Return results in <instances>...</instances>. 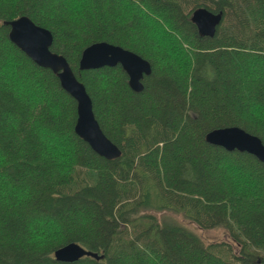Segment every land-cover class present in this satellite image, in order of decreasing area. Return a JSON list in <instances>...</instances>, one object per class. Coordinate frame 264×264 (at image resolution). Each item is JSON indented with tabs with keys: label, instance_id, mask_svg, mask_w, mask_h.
<instances>
[{
	"label": "trees",
	"instance_id": "1",
	"mask_svg": "<svg viewBox=\"0 0 264 264\" xmlns=\"http://www.w3.org/2000/svg\"><path fill=\"white\" fill-rule=\"evenodd\" d=\"M0 0V264H264V165L204 141L237 126L264 144V0ZM221 12L200 36L193 9ZM51 33L120 151L73 131L75 101L7 38L19 17ZM98 41L150 65L133 92L119 65L78 70ZM223 228L204 244L152 212ZM69 242L96 253L59 262Z\"/></svg>",
	"mask_w": 264,
	"mask_h": 264
},
{
	"label": "water",
	"instance_id": "2",
	"mask_svg": "<svg viewBox=\"0 0 264 264\" xmlns=\"http://www.w3.org/2000/svg\"><path fill=\"white\" fill-rule=\"evenodd\" d=\"M222 14L204 8L193 9L189 21L198 35L212 37L221 22ZM8 28L7 38L36 65L49 69L59 86L75 101L74 133L97 155L110 160L120 151L100 129L91 107V100L83 84L75 77L66 59L50 50L51 33L34 25L28 18L19 17L3 22ZM119 65L127 77V86L133 92L142 90V78L150 73L149 63L132 51L105 41L85 46L79 55L78 70L97 69ZM204 141L226 151L236 150L252 155L264 165V144L261 140L237 126L214 128L206 132ZM82 256L98 258L77 243L69 242L53 251L59 262H73Z\"/></svg>",
	"mask_w": 264,
	"mask_h": 264
},
{
	"label": "rangeland",
	"instance_id": "3",
	"mask_svg": "<svg viewBox=\"0 0 264 264\" xmlns=\"http://www.w3.org/2000/svg\"><path fill=\"white\" fill-rule=\"evenodd\" d=\"M60 2L62 4H65V5L68 4L70 6V5H73L72 3H74V0H59V2L56 1L55 3L58 4ZM152 213L158 220H161L164 222L177 223L178 225L185 227L190 232H192L198 239H200V241L204 244L214 243V242H225L234 248V245L231 243V239H230L228 232L224 230L223 228L218 227V228H212V229H202V228H199L197 225H195L193 222L183 218L180 214H177L169 210H163V211L152 212Z\"/></svg>",
	"mask_w": 264,
	"mask_h": 264
}]
</instances>
